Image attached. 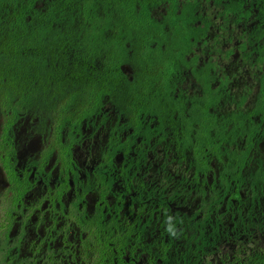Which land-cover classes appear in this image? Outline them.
Returning a JSON list of instances; mask_svg holds the SVG:
<instances>
[{
  "label": "flooded vegetation",
  "instance_id": "af4514ba",
  "mask_svg": "<svg viewBox=\"0 0 264 264\" xmlns=\"http://www.w3.org/2000/svg\"><path fill=\"white\" fill-rule=\"evenodd\" d=\"M178 1L192 3L191 39L163 60L177 86L158 106L107 97L79 120L0 106V264L264 253V0Z\"/></svg>",
  "mask_w": 264,
  "mask_h": 264
},
{
  "label": "trees",
  "instance_id": "16d2710c",
  "mask_svg": "<svg viewBox=\"0 0 264 264\" xmlns=\"http://www.w3.org/2000/svg\"><path fill=\"white\" fill-rule=\"evenodd\" d=\"M192 15V3L181 9L178 0H0V106L48 108L66 120L92 116L107 97L158 106L177 86L163 60L178 56L179 43L188 49ZM244 264H264V253Z\"/></svg>",
  "mask_w": 264,
  "mask_h": 264
}]
</instances>
